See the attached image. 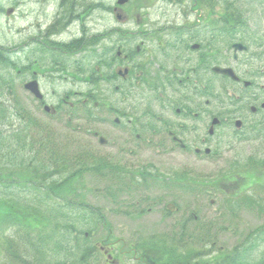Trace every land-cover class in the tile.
I'll return each mask as SVG.
<instances>
[{"label":"flooded vegetation","instance_id":"obj_1","mask_svg":"<svg viewBox=\"0 0 264 264\" xmlns=\"http://www.w3.org/2000/svg\"><path fill=\"white\" fill-rule=\"evenodd\" d=\"M260 5L264 7V0ZM104 15L95 35L89 32L85 36L80 30L83 33L76 36L71 24L79 16L60 0L50 20L36 21L24 43H37L32 46H38L46 57L31 64L25 58L20 76L23 85L36 81L40 92L44 83L65 84L66 92L51 91L50 96L62 105L72 107L70 101H92L96 106L94 101H103L105 113L112 114V120L107 117L100 121L102 129L86 133L93 145L98 144L93 158L100 157L109 173L116 171V177H107L105 169L103 182L114 185L122 200L120 206L129 211L122 215L129 225L120 227L122 236L116 239V252L108 245L102 249L106 257L110 256L106 264H139L137 261L148 258L138 243L144 219L156 214L161 202L172 200V178L161 176L169 175L172 165L161 169L157 160L170 161L182 169L189 158L198 162L214 155L216 138L226 123L235 133L236 120L241 128L248 124L260 127L264 122V24L255 27V33L251 24L246 28L235 26L234 19L220 17L195 19L192 24L187 19H181L180 24L154 20L156 23L145 27L140 22L146 19H108L106 8ZM129 21L135 23L126 25ZM226 32L231 43L220 47ZM234 44L243 45L242 52L234 53ZM83 62L88 66L76 76L73 71ZM215 67L231 68L237 79L221 77L213 71ZM220 78L226 82L222 98ZM81 88L84 97H78L81 93L75 90ZM97 89L100 97H93ZM42 95L41 100L36 99L37 107L45 111L47 105V114H52L59 104L49 105L48 94ZM220 101L227 102L221 105ZM141 155L153 158L159 176L151 175L157 169L149 167V171L147 165H139ZM174 155L177 160L172 162ZM174 181L186 184L189 180L180 177ZM181 195L175 194V199L180 200ZM133 228H137L136 236L127 240L126 230ZM146 252L154 254L153 250ZM152 259L144 264H153Z\"/></svg>","mask_w":264,"mask_h":264},{"label":"trees","instance_id":"obj_2","mask_svg":"<svg viewBox=\"0 0 264 264\" xmlns=\"http://www.w3.org/2000/svg\"><path fill=\"white\" fill-rule=\"evenodd\" d=\"M12 53L0 47V254L11 264H89L94 249L78 226L88 221L85 212L93 213L84 201L83 179L88 173L100 176L101 169L89 166L80 152L73 158L61 154L50 127L17 103L15 71L20 64ZM258 139H264V131ZM258 155L244 162L232 160L219 179L208 180L205 186L219 188L232 182L236 189L226 200L227 212L233 216L245 210L261 223L231 250L216 251L215 240L207 241L201 261L195 260V253L190 257L191 248L182 246L189 234L172 233L171 264L188 259L193 264H264V156ZM210 225L203 231L205 241ZM9 230L16 236H8ZM191 238L195 243L196 236Z\"/></svg>","mask_w":264,"mask_h":264},{"label":"rangeland","instance_id":"obj_3","mask_svg":"<svg viewBox=\"0 0 264 264\" xmlns=\"http://www.w3.org/2000/svg\"><path fill=\"white\" fill-rule=\"evenodd\" d=\"M219 1V6L214 7V14L212 15L210 14L212 10H206L205 8L200 9V7H198L192 10V3L188 0L185 3H183L182 0H129L121 7V9L125 17L146 19L143 24L145 27H148L150 23H156L154 20L159 22L169 21L175 24H180L182 23L181 19H187L188 22L191 23L195 20L197 15L199 16V12L200 15H202L201 18H212L218 11H220L219 8L223 6L221 0ZM115 2L116 0H74L73 4L77 7L78 14L80 15L78 20L71 24V30L73 33L76 36H80L83 32H85V36H88L89 32L90 35H95L96 31L100 29L102 17L105 16V7L112 8L115 6ZM59 3L60 0H0V6L3 8V12L0 13V47L13 50L11 56L14 60L18 61L19 64H22V62L24 63V58L27 59L28 64L34 60L39 61L37 59L38 53H31V51L34 52L33 49L27 47L24 53L21 52V48L22 46H25L24 43L29 37L30 32L33 31L34 25L37 23L36 21L44 23L50 20L51 15L55 12ZM67 7L70 9L71 4H67ZM259 13H261L260 9L251 10L250 18L253 19L254 23L256 18L260 17V15L257 16ZM111 17L110 13H107L106 18L111 19ZM109 22L110 21H108V23ZM80 30L83 32L80 33ZM109 43L110 41H108V45ZM221 47H224V45ZM97 49L99 51L100 47ZM95 50L96 48L93 49V51ZM81 51V56L84 57V48ZM95 63L94 60V64ZM87 66V62H83L81 66H78L79 69H77L83 74V70ZM19 81L20 79L16 78L14 89L15 100L23 107L26 104L27 108L32 111L31 113L34 114L37 119L50 127L49 130L53 136H55V143L61 154L67 155L68 158H73V156L78 155L80 152V156L84 158L88 155L86 149L93 147L92 150H96L95 143L91 147L89 145V138L84 134V130L88 127V123L86 122L84 112L81 111L84 109L83 106L73 108V112H71L73 109H70V114L68 116L59 117L55 120L45 118L41 111H36V102H34L35 104L31 103L32 101L29 98L30 95L23 91ZM42 90L46 96L47 94L49 96V105L56 106L54 101L50 98L51 88L48 84L44 83ZM56 90L61 92L63 88L58 85ZM79 91H82V88ZM4 100L7 101L6 97H4ZM101 116H104L103 113ZM67 121L69 123H67ZM75 127L78 131L72 130V128ZM89 128L93 129L91 126H89ZM247 139L248 141L244 140L238 142L230 136H220L217 140L218 149L219 151H222L221 155L218 156L219 158L215 160H197L198 162L189 158L186 166L188 174L190 173L189 175L191 178H202L204 181H208L209 179L214 180L216 176L218 178L222 171H225L228 168V163L233 159H239L241 162H244L246 157L253 156L254 154L264 156V139L256 140L253 136L250 138L247 137ZM83 151L86 154H83ZM144 160L153 162V158L144 159L141 155L138 160L139 165L148 163L144 162ZM170 160L175 162L177 157L174 155ZM165 165H172V168H170L171 170H180L178 167H174L176 164H173L170 161L167 163V161L157 160V166L159 168L162 169ZM84 177L83 185L84 187L86 186L85 192L84 188L82 189V192L84 193V201L92 208L97 209L98 214L103 215L105 221L101 223L94 215L85 212L84 215L86 217L88 216L89 220L84 225L78 224L79 229L84 231H87L86 229L88 228L92 229L93 237H91L89 241L91 245H93L92 243L96 244L107 237H110L109 242L115 241L118 237L122 236L120 227L123 224L129 225L128 221L122 216V212L125 211L126 207L118 206V204L115 206L111 203V200L100 196L102 183H100L94 176L86 177V175H84ZM226 183L228 184L224 183L219 186L220 189L218 187L206 185V187H204V192H206V194L202 195L201 200L199 198L197 200L183 198L181 203L177 202L180 205V208H183L182 214L185 217L188 216L189 212L192 210L197 214V222L199 224H202V226L209 223L211 224L210 227H206L207 230H210L208 233L209 239L203 241L200 249H189L190 257L195 253V260L197 261H201V253L205 249L203 245L207 241L211 242L215 240L214 250L216 251L231 250L241 239H243L249 229H253V227L258 226L261 223L259 217L250 214L245 210H241L233 216L227 212L225 201L229 199L228 194L233 192L236 189V186L234 187L232 182ZM83 213L84 212H82V214ZM180 215V213L174 215L172 221H177V219L180 218ZM157 221L158 217L152 216L150 222H144V231L140 232V234L148 235L154 234L155 232H163L162 226L158 225ZM108 231H110L111 234H107ZM134 231H137V228H133L130 231L126 230L127 234H125V236L127 240H131L136 236ZM2 233L3 228L0 230V235ZM11 233V230H9L6 234L10 237L15 235ZM48 234L50 233H45V237H47ZM94 257V260L89 264H103L101 252L98 248ZM191 260L192 261L190 262L193 263V259ZM0 264H11V262L6 255L0 254ZM182 264L190 263L185 262Z\"/></svg>","mask_w":264,"mask_h":264},{"label":"water","instance_id":"obj_4","mask_svg":"<svg viewBox=\"0 0 264 264\" xmlns=\"http://www.w3.org/2000/svg\"><path fill=\"white\" fill-rule=\"evenodd\" d=\"M122 2H124V0H119V3H122ZM222 74H227V75H230L231 73L229 72V70H219ZM36 84H35V82H32V83H30L28 86H26V88L27 89H29L32 93H34L36 96H38L37 95V92L35 91V89H36Z\"/></svg>","mask_w":264,"mask_h":264}]
</instances>
